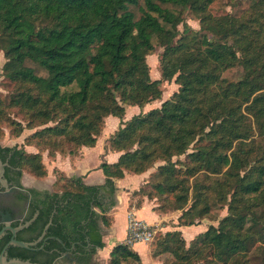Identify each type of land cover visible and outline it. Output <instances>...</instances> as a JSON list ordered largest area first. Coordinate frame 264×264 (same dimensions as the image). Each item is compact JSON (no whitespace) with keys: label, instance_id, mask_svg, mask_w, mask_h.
<instances>
[{"label":"trees","instance_id":"trees-1","mask_svg":"<svg viewBox=\"0 0 264 264\" xmlns=\"http://www.w3.org/2000/svg\"><path fill=\"white\" fill-rule=\"evenodd\" d=\"M216 2L0 0L3 73L15 85L8 101L0 94V136L5 121L16 135L40 127L28 139L37 153L0 144L9 180L24 188L25 171L46 177L43 150L79 156L83 147L96 145L107 117L122 120L109 139L120 156L102 162L103 185L55 169L54 190L28 189L33 213L12 225L38 216L16 238L34 241L52 222L34 248L10 246V258L92 264L106 245L103 227L112 223L114 178L155 168L131 194L137 205L146 196L158 211H181L178 226L199 224L227 208L217 226L188 246L180 230L157 231L153 255L173 257L163 264H252L251 253L264 264V0H249L240 14L215 13ZM132 7L140 10L139 18ZM185 10L199 20V30L188 23L178 29ZM158 47L161 78L154 79L147 58ZM235 67L242 75L225 78ZM172 80L179 89L159 107L123 121L127 106L162 100L164 81ZM11 238L10 231L0 238V253ZM132 261L141 258L123 242L113 247L107 264Z\"/></svg>","mask_w":264,"mask_h":264},{"label":"crops","instance_id":"crops-1","mask_svg":"<svg viewBox=\"0 0 264 264\" xmlns=\"http://www.w3.org/2000/svg\"><path fill=\"white\" fill-rule=\"evenodd\" d=\"M102 133L106 132L103 130ZM119 156L120 152L113 150L108 138L105 139L101 134L96 145L94 147H83L79 156L72 157L70 155L64 156L57 154L55 157L49 158L50 167L48 166V176L45 177V179L36 180L31 177L29 178L31 182L26 184L27 175L25 173L23 176V183L26 187L39 190H50L56 180L53 170L59 169L67 176L76 175L82 177L84 183L88 185H103L106 181V176L101 168L102 162L114 163L119 159ZM49 168H53V170L51 171ZM150 174L151 172L149 170L142 174L125 173L122 178H114L117 190L115 193L116 205L110 210L112 223L110 227L104 230L103 235L106 245L103 248L97 249V252L93 256L92 264H95L96 261L105 264L108 262L113 247L118 243L125 242L127 236V217L129 212H133L138 218L147 221L149 224L159 227L161 226V229H166L167 231L180 230L183 232L184 228L195 229L197 232L206 230V228H201L203 226L199 227L197 225L178 226L179 216L170 215L169 213H163L156 210L155 200L146 196L143 198L141 204L137 205L135 202L136 200H132L131 194L147 182ZM44 183H47V185H44ZM131 247L139 254L141 261L139 263L133 262L130 264H144L146 259L148 260V264L157 263L156 258L152 255V250L149 244L139 242Z\"/></svg>","mask_w":264,"mask_h":264},{"label":"rangeland","instance_id":"rangeland-1","mask_svg":"<svg viewBox=\"0 0 264 264\" xmlns=\"http://www.w3.org/2000/svg\"><path fill=\"white\" fill-rule=\"evenodd\" d=\"M215 5H216L214 8L215 13L232 12L234 14H240L244 9H246L248 7L249 0H217ZM166 6L177 11V12L180 10V7H177L174 5L168 4ZM132 9L135 11L137 18H139L141 15L140 10L136 7H132ZM184 23H188L195 30L200 29L199 20L191 13L190 10L184 11L183 23H182L181 19H178L177 26H178L179 30L182 31L184 29ZM162 51H163V48L158 47L156 49V51L153 54L149 55L147 58L148 63H149L150 68H151V77L154 79L155 78H161V72H160V66H159V55L162 53ZM5 62H6V59H5L4 53L0 52V94L4 100L8 101L10 99L11 95L13 94V92L15 91V85H14V83L10 82L3 73L4 72L3 66H4ZM26 64L28 66L34 68L37 74H39L41 76H47V74H48L47 71L45 69H43L42 67H40L38 64H36L30 60H28L26 62ZM242 73L243 72H242L241 67H235V68L227 70L224 73V77L227 79L237 80L242 75ZM163 86H164V92H163L162 100L154 101L150 104H147L144 108L139 107V106H127L126 115H125L123 121L130 119L133 115H136L140 112H145V111H148L152 108L159 107L164 100L168 99L175 91H177L179 89V84H177L175 82V80L164 81ZM9 115L15 119L21 120L20 118L15 117V113H11ZM5 122L6 123L2 124L3 134L0 136V144L1 145L17 147L19 149L24 148L29 153H37L40 150L36 145L28 143L29 137L40 127L33 128V129L24 128V130L22 131L21 134L16 135L12 131V126L9 124V121H5ZM24 124H26V123H24ZM49 124H53V123H49ZM121 125H122V120L120 118L114 117V116H109V118L106 119V125H105V129H104V132H106V133H102V135L104 136L105 139L108 138V140H109V138H110L109 136H111L113 134V132L116 131ZM42 152H43L42 157H43L44 163L46 164L47 169H48V166L50 165L49 164L50 163L49 158H53L56 155L55 156L49 155L48 150H43ZM181 159H184V156H182ZM174 160H176V158H174ZM50 170L52 171L53 168ZM154 171H155V168L150 169L151 173ZM25 173L27 176H29V177L26 176V180H27L26 184L31 182L29 180V178H31V177H33L36 180L45 179V177L44 178H36L32 174H30L28 171H25ZM53 174L56 176V174L54 172H53ZM44 185H47V183H44ZM53 187H54V184H53ZM53 187L50 190H54ZM155 203L157 204L156 201H155ZM169 214L174 215V216H179L181 214V211H173V212H169ZM226 214H227V208H225L221 212H217V213L211 215L212 217H210V218H205V219L201 220V222L199 223L200 225L199 224H195V225H197L199 227L203 226L201 228H203V229L206 228V230H207V228L211 224L217 226L220 219H222ZM157 227H158V231H162L163 233L167 231L166 229H161V226L160 227L157 226ZM106 228H108V227H103V234H104V230ZM206 230L197 232V231H195V229L184 228L183 235L186 238L187 246L192 242V240L197 235H199L200 233H203ZM152 243H153V240H152V242L145 243V244H149L151 247V250H152ZM255 249L256 248H253L252 252H254ZM152 255H153V252H152ZM153 257L156 258V260H157L156 264H163L166 261L173 260V257L169 253H164L163 255H159V256L153 255ZM250 261L252 264H263V257L258 255V254H254V253L252 254L251 253ZM107 263L108 262H106L105 264H107ZM131 263H133V261ZM134 263H136V262H134ZM64 264H69V263H64ZM95 264H102V263L96 261ZM127 264H130V262ZM144 264H148L147 259L145 260Z\"/></svg>","mask_w":264,"mask_h":264},{"label":"flooded vegetation","instance_id":"flooded-vegetation-1","mask_svg":"<svg viewBox=\"0 0 264 264\" xmlns=\"http://www.w3.org/2000/svg\"><path fill=\"white\" fill-rule=\"evenodd\" d=\"M0 162H2L3 168H4V176L3 177L8 180V188L2 186V184L0 183V224H3V227H4L5 222H3V219H4L3 216L10 214V216L13 217L11 224L16 222V221H24L26 216H29L31 213H33V207H31L32 196H31V193L28 191V189L31 187H26L23 183V176L25 173L22 176V183H23L24 188H20V187L16 186V184L13 181L9 180V178L7 176L6 167L8 166V162H3L1 159H0ZM12 187H17L18 190L10 191V188H12ZM28 193L30 194V196ZM36 213H38V212H34L33 216H35ZM29 220H27V221H29ZM27 221H25V222H27ZM21 223H24V222H21ZM13 227H17V226H13ZM8 231H10V230H8ZM12 237H13V233H12ZM15 238H16V236H15ZM28 242H32V241H28Z\"/></svg>","mask_w":264,"mask_h":264},{"label":"water","instance_id":"water-1","mask_svg":"<svg viewBox=\"0 0 264 264\" xmlns=\"http://www.w3.org/2000/svg\"><path fill=\"white\" fill-rule=\"evenodd\" d=\"M3 176H4V168H3L2 162H0V183L2 184V186L8 188V180L5 179ZM15 190H18V188L17 187L10 188V191H15ZM29 196H30V194H29ZM37 216H38V213H36L35 216H33L32 219H30L27 222L19 224L17 227H13L12 226L11 222L13 220V217L10 216V214H7L6 216H3L4 217L3 222H5V225L0 230V238H2L6 234V232L8 230H10L13 233V237L4 246V248L2 249V251L0 253V264H41V263L31 262L30 260H23V259L16 258V257L10 258L8 256V248L10 246H19V247H22V248L32 249L35 246H37L40 242H42L44 240V238L47 235L48 228H49V226H50V224L52 222V219L45 226V228L42 231L40 237L38 239H36L35 241L28 242V241L18 240V239L15 238L17 232H19L20 230H22L24 228L29 227L32 224V222L37 218ZM42 248H44V244L40 246V249H42Z\"/></svg>","mask_w":264,"mask_h":264},{"label":"built area","instance_id":"built-area-1","mask_svg":"<svg viewBox=\"0 0 264 264\" xmlns=\"http://www.w3.org/2000/svg\"><path fill=\"white\" fill-rule=\"evenodd\" d=\"M127 236L125 242L134 245L139 242L150 243L154 239L158 227L138 218L133 212L127 217Z\"/></svg>","mask_w":264,"mask_h":264}]
</instances>
